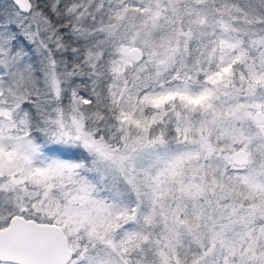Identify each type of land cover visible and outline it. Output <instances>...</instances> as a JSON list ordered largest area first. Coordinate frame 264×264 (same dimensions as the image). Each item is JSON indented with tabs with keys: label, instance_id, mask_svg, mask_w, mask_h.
Wrapping results in <instances>:
<instances>
[{
	"label": "snow or ice",
	"instance_id": "snow-or-ice-1",
	"mask_svg": "<svg viewBox=\"0 0 264 264\" xmlns=\"http://www.w3.org/2000/svg\"><path fill=\"white\" fill-rule=\"evenodd\" d=\"M0 264H264V0H0Z\"/></svg>",
	"mask_w": 264,
	"mask_h": 264
}]
</instances>
